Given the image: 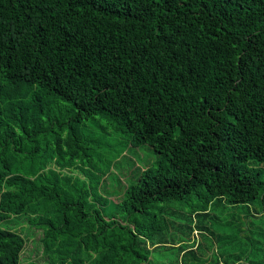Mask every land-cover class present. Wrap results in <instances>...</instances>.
Masks as SVG:
<instances>
[{"label": "trees", "instance_id": "trees-1", "mask_svg": "<svg viewBox=\"0 0 264 264\" xmlns=\"http://www.w3.org/2000/svg\"><path fill=\"white\" fill-rule=\"evenodd\" d=\"M112 159L99 207L47 168ZM193 196L195 226L154 210ZM256 199L264 0H0V264H264V226L210 222Z\"/></svg>", "mask_w": 264, "mask_h": 264}, {"label": "rangeland", "instance_id": "rangeland-1", "mask_svg": "<svg viewBox=\"0 0 264 264\" xmlns=\"http://www.w3.org/2000/svg\"><path fill=\"white\" fill-rule=\"evenodd\" d=\"M108 141V149L113 150L119 147L120 141L122 138L120 136L118 137L115 134H111L107 137ZM136 149L126 150L123 152L125 156H130L133 158H136L138 161H142L144 159L152 160L154 158V153L151 150L146 149V145L135 147ZM123 155V156H124ZM121 158V157H120ZM121 161V160H120ZM51 168L55 173L62 172V169L58 167L56 164L50 163L47 168ZM82 168L83 171L75 168ZM71 169V170H70ZM70 169H65L68 171V173L73 174L74 178L70 177H62L58 175L51 174L54 178H59L57 183L60 187H63L66 185L67 181L70 182L71 185H75L72 187H77V190L80 189L83 191V195L85 199L88 201V203L93 206L99 207V200L103 198V184L104 182H107V176H109V173L117 172L119 170L118 167L114 164V160L112 159L110 165L105 166L98 162H93L91 166L87 164L82 163H76L73 167ZM67 173V174H68ZM62 180H61V179ZM105 178V179H104ZM96 180V181H95ZM77 181V182H74ZM125 183L127 180L124 178ZM85 184V185H83ZM116 181L110 176L109 181L106 184V189L110 190V187L112 189L116 188ZM80 187V188H78ZM115 195H117L115 193ZM110 197H104L105 200H107V203L110 206H113L112 198ZM99 199V200H97ZM104 200V201H105ZM197 202V198L195 196L189 198V199H175V198H167L163 201L154 202V210L157 212H161L165 216H167L171 222L170 224H173V226H182V228H187V226H195L196 219H201V216H194L193 209L195 208L192 205H195ZM210 215L213 217L210 222L213 223L212 226H244L248 228V224L250 226H264V201L261 199H256L254 201L248 202L246 204H236L234 206H231L227 204L225 201H214L212 205L210 206ZM236 228V227H235ZM230 232V231H229ZM228 232V233H229ZM236 231H234L235 233ZM193 234V235H192ZM190 237V240H192V237L194 236L195 240H200L202 244L206 245L208 243H211L210 240H207L206 235L199 233L198 229L193 230ZM31 239V238H29ZM35 240V239H34ZM234 240V238H233ZM31 242V241H30ZM36 240L32 243V246H36ZM209 245V244H208ZM219 245H221L220 242L216 243L215 246H211L209 250L211 253H215L218 255L219 252L217 249H223L227 248L230 252L235 250L234 243L231 245V242L227 241L225 243V246L223 248H219ZM210 246V245H209ZM259 247H262V244H259ZM203 250L206 249L204 246L202 247ZM244 248V245L241 247ZM215 249V250H214ZM250 249V247H249ZM206 251V250H205ZM28 254L31 253V248L27 251ZM165 252L175 253L176 248L173 247H167L165 249ZM210 253V255H211ZM208 256V255H207ZM219 256V255H218ZM28 257V256H26ZM26 257L23 255L21 258L20 264H26L25 260ZM89 260V259H87Z\"/></svg>", "mask_w": 264, "mask_h": 264}]
</instances>
